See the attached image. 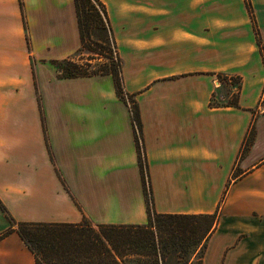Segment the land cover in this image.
I'll use <instances>...</instances> for the list:
<instances>
[{
  "label": "crops",
  "instance_id": "obj_1",
  "mask_svg": "<svg viewBox=\"0 0 264 264\" xmlns=\"http://www.w3.org/2000/svg\"><path fill=\"white\" fill-rule=\"evenodd\" d=\"M100 1L139 106L154 211H219L202 264H264V0L255 23L243 6L207 14L204 0H191L194 22L187 0ZM80 46L76 0H0V201L16 224L147 225L113 77L61 79L52 64ZM217 74L241 80L238 107L211 106ZM17 228L0 208V234L13 230L0 264H36Z\"/></svg>",
  "mask_w": 264,
  "mask_h": 264
},
{
  "label": "trees",
  "instance_id": "obj_2",
  "mask_svg": "<svg viewBox=\"0 0 264 264\" xmlns=\"http://www.w3.org/2000/svg\"><path fill=\"white\" fill-rule=\"evenodd\" d=\"M246 2L252 21L255 23L250 1L246 0ZM76 10L81 46L74 57L53 61L52 64L57 68L58 77L61 79L110 75L114 79L118 97L126 101L127 95L132 101L133 122L137 125L141 140L140 144L137 135V150L147 204L148 223L143 226L99 225L102 230L100 235L103 238L105 256L100 254L96 256L94 251L91 254L89 251V256L87 255L85 259H79L77 256L71 255L72 252L62 249L49 236L43 234L46 230L49 233L53 229L72 226V224H16L1 201L0 208L5 213L11 226H18L17 233L34 254L36 264H80L79 262H83L81 264H132L126 260V257L133 256L140 258L137 260L138 264H171L169 262L172 261L176 264H188L194 256L197 257L198 263L202 264L207 243L219 220V211L211 215L157 214L154 211L149 166L142 141L140 110L134 98L124 90L122 60L117 51V55L114 57L110 38L106 33L107 26L111 31L107 8L100 0H76ZM96 30L102 32L100 37H98ZM255 30L257 31L256 27ZM257 41L264 58V48L259 32H257ZM83 57H86V63L78 64L77 60ZM217 77L221 81H227L229 78L231 82L227 83L233 87H238L239 84L238 88L240 89L241 80L239 78L229 77L225 74H217ZM211 106L213 105L211 104ZM213 107H238V100L236 99L230 104H218ZM35 230H37V233ZM12 231L9 230L0 234V239L8 236ZM134 231H140L141 233L138 232L137 235L132 236L131 233H134ZM121 241H125V244L130 242L129 247H124ZM131 246H133V249ZM143 258H148L150 261H140ZM181 260H184V262H181Z\"/></svg>",
  "mask_w": 264,
  "mask_h": 264
},
{
  "label": "rangeland",
  "instance_id": "obj_3",
  "mask_svg": "<svg viewBox=\"0 0 264 264\" xmlns=\"http://www.w3.org/2000/svg\"><path fill=\"white\" fill-rule=\"evenodd\" d=\"M187 1H188V5H189V8H188L189 12L187 15L188 19H189V22L190 21L194 22L192 19L195 20V16L191 15V13L194 11V8H193L194 2H191V0H187ZM204 1H205L204 9H205L207 14H211L214 10L215 12H217L218 14L221 15V14L227 13V11L230 10L234 14L237 15L241 10V6L247 8V10H248L246 0H243V1H245L246 5L243 4L242 0H204ZM249 1L251 4L252 12L255 15V9H254V6L252 4V0H249ZM213 5H214V8H213ZM248 12H249V10H248ZM205 15L206 14H204V16ZM249 15H250V12H249ZM250 17H251V15H250ZM190 18H192V19H190ZM254 26H255V24H253V27ZM257 32H259V31L255 30L256 39H257ZM96 33H97L98 37H100L102 32L99 30H96ZM106 33H107V35H109L110 43L112 45V49L114 47L115 50L118 52L117 42L114 38L112 30L110 31L108 26H107V32ZM118 55H119V52H118ZM114 57H115V54H114ZM85 58L86 57L79 58L77 60L78 64H81V65L85 64L86 63ZM229 77H233V76H229ZM227 82L228 81H224L220 91L218 93H214L212 101H211V104L213 106L218 105V104H220V105L230 104V103H233L236 99L238 100L239 92H240V89L238 88L239 84H238V87L233 88ZM240 84H241V81H240ZM240 88H241V85H240ZM254 113H256V109H255ZM149 197H150V195H149ZM224 203H225V199H223L221 201V204H220L218 209H220L222 206H224L223 205ZM35 231L37 233V230H35ZM46 231H44L43 234H45L46 236H49V238H51L55 243H57L62 249H65L69 252H72L71 255L77 256L79 259H82V258L85 259L86 256L87 255L89 256L91 254V252L93 253V251H94L96 256L98 254H100L101 256H105L104 254H106L105 252H103L104 251L103 250L104 246H103V242H102L103 238L100 235V232L102 230L99 228V226H92L87 221H83L81 224H78V225L72 224V226L60 227L58 229H53L49 233H47ZM138 232L141 233L140 231H138ZM138 232L134 231V233H131V235L132 236L137 235ZM121 243L124 247L125 246L129 247L128 244H130V242H127L125 244V241H121ZM131 247L133 249V246H131ZM89 251H90V254H88ZM138 259H140V258H136L134 256L133 257H126V260L130 261V263H132V264H138V262H137ZM197 260H198L197 257L194 256V257H192L191 261L188 264H199ZM140 261L148 262V261H150V259L143 258ZM181 262H184V260H181ZM79 263L81 264L83 262H79ZM169 263L176 264L174 261L169 262Z\"/></svg>",
  "mask_w": 264,
  "mask_h": 264
},
{
  "label": "built area",
  "instance_id": "obj_4",
  "mask_svg": "<svg viewBox=\"0 0 264 264\" xmlns=\"http://www.w3.org/2000/svg\"><path fill=\"white\" fill-rule=\"evenodd\" d=\"M113 52H114V54H115V57H116V55H117V53H116V50H115V48L113 47ZM227 81H228V83L229 82H231V80L228 78L227 79ZM224 83V81H221L218 77L216 78V80H215V82H214V84H215V88L216 89H220L221 87H222V84ZM126 102H127V104L129 105V108H130V110H131V113H133V104H132V102L130 101V99H129V97L126 95ZM256 112L257 113H264V92L262 93V95H261V98H260V100H259V103H258V105H257V107H256ZM134 126H135V129L137 130V135H138V137H139V132H138V129H137V125H136V123H134ZM139 140H140V137H139ZM140 144H141V140H140Z\"/></svg>",
  "mask_w": 264,
  "mask_h": 264
}]
</instances>
